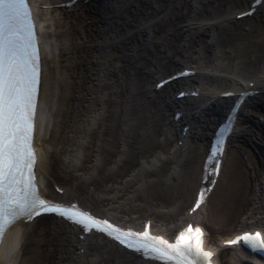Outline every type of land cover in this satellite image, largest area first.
Wrapping results in <instances>:
<instances>
[{
  "label": "bare ground",
  "instance_id": "1",
  "mask_svg": "<svg viewBox=\"0 0 264 264\" xmlns=\"http://www.w3.org/2000/svg\"><path fill=\"white\" fill-rule=\"evenodd\" d=\"M62 1L30 0L43 64L35 136L42 193L122 226L151 220L169 237L193 221L216 264L257 263L222 242L264 230V120L253 119L264 118V0L241 19L229 15L249 0H80L69 10L49 8ZM183 65L200 73L151 88L155 76ZM253 80L263 93L238 113L206 216L204 205L189 214L211 132L232 100L203 104L197 117L190 107ZM194 85L201 96H174ZM177 108L185 114L174 122ZM184 121L190 128L179 146ZM77 234L52 216L16 224L2 242L0 264H158L98 235L81 241Z\"/></svg>",
  "mask_w": 264,
  "mask_h": 264
},
{
  "label": "snow or ice",
  "instance_id": "2",
  "mask_svg": "<svg viewBox=\"0 0 264 264\" xmlns=\"http://www.w3.org/2000/svg\"><path fill=\"white\" fill-rule=\"evenodd\" d=\"M25 4L26 0H0V240L15 223L30 221L45 212L69 216L41 198L35 182L33 169L36 154L32 141L39 57L30 39L22 37L15 26L19 17L18 9ZM32 36L29 28L28 37ZM95 227L99 229L98 224ZM107 227L111 228L112 225L107 224ZM115 231L118 234L113 238L127 248L142 254L148 251L159 254V257L153 255L149 259L168 257L167 251L160 247L162 245L181 256L191 257V264H204L205 258L212 255L201 247V229L191 226L176 237L174 244L151 237L147 228L142 233ZM240 241L250 244L253 249L264 248L259 232L245 233L227 243L236 244Z\"/></svg>",
  "mask_w": 264,
  "mask_h": 264
},
{
  "label": "rangeland",
  "instance_id": "3",
  "mask_svg": "<svg viewBox=\"0 0 264 264\" xmlns=\"http://www.w3.org/2000/svg\"><path fill=\"white\" fill-rule=\"evenodd\" d=\"M243 8H244V7H243ZM261 10H262V9H261ZM261 10H260V12H258V13L254 16V19H255V18H256V19L259 18V15L261 14ZM232 12H234V10H233ZM232 12H231V14L229 15L231 18H233V16H234ZM246 22H247V21H244L243 24H244V25L247 24ZM170 72H172V70L169 71V73H170ZM166 74H168V73L161 74V75H157V76H155V77H162V76H165ZM205 87H207V84H205ZM245 109H249V106H246V107L244 108V110H245ZM257 116H258V115L254 116L253 119L256 120V118H258V120H260V121H261V120H262V121L264 120L263 117H261V116H258V117H257ZM226 155H227V154H226ZM199 162H200V160H199ZM199 162H198V163H199ZM197 173H198V170H197ZM222 178H223V175H222ZM191 193H192V192H191ZM203 210H204V211H203ZM207 210H208V207H207V203H206L205 207L202 209V211H203L202 216H203L204 218H205V216H206V212H207ZM43 220H45V218H44ZM141 220H142V218L139 219V222H141Z\"/></svg>",
  "mask_w": 264,
  "mask_h": 264
}]
</instances>
